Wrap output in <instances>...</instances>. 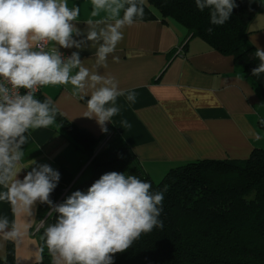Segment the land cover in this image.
I'll return each instance as SVG.
<instances>
[{
	"label": "clouds",
	"instance_id": "obj_1",
	"mask_svg": "<svg viewBox=\"0 0 264 264\" xmlns=\"http://www.w3.org/2000/svg\"><path fill=\"white\" fill-rule=\"evenodd\" d=\"M144 2L90 0L85 35L76 26L81 8L70 7L68 0H0V203L9 204L14 216H33L37 202L49 206L50 217L56 214L54 222H40L44 229L40 252L47 249L51 264H114L115 254L162 227L163 193L152 192V185L135 175L107 172L86 193L77 190L54 204L50 196L60 173L48 164L23 163V146L31 131L52 126L58 114L50 97H36L38 88L71 85L74 95L87 97L83 116L94 118L104 132L106 122L121 113L118 98L124 97L129 106L137 102L134 90L120 88L115 76L98 69H107L109 56L119 62L114 53L125 29L143 19ZM195 4L201 12L208 10L210 24L216 26L224 25L237 7L235 0H195ZM261 30L264 15L257 14L247 31ZM57 46L91 47L94 63L86 66L79 51L65 57ZM255 57L259 64L252 76L259 77L264 74V50L257 47ZM120 126L132 127L127 119H121ZM29 165L35 166L19 179ZM27 227L0 215L3 241L18 244Z\"/></svg>",
	"mask_w": 264,
	"mask_h": 264
},
{
	"label": "crops",
	"instance_id": "obj_2",
	"mask_svg": "<svg viewBox=\"0 0 264 264\" xmlns=\"http://www.w3.org/2000/svg\"><path fill=\"white\" fill-rule=\"evenodd\" d=\"M68 3L70 7L81 8L76 26L86 35L90 0H68ZM143 7V19L125 29L124 40L114 53L119 62H113L109 56L107 69H98L100 74L106 71L115 76L120 88L137 93V102L131 106L124 97L118 98L121 113L106 122L107 132L101 130L94 118L83 116L87 97L80 99L74 95L71 85L45 86L37 97L41 100L50 97L59 115L52 126L31 131L23 146V163L36 161L57 170L58 183L65 186V191L89 171V161L73 145L70 134L61 125L64 120L102 140L118 134L135 153L143 172L155 182L170 169L189 162L242 159L254 148H264V96L243 64L212 48L202 38L189 36L177 21L163 20L148 0ZM257 14L264 15V0H260L249 24L255 23ZM247 38L255 49L264 50V30L247 31ZM59 51L70 55L79 51L86 66L94 63L95 49L91 47L59 48ZM121 119H127L132 127L120 126ZM34 166L21 170L18 178L22 180ZM38 206L39 202L31 217L14 216L9 204L0 203V215L28 225L18 244L0 239V259H5L9 243L13 246L15 264H32L41 258L43 241L36 232ZM44 262L51 264L50 257L44 258Z\"/></svg>",
	"mask_w": 264,
	"mask_h": 264
},
{
	"label": "trees",
	"instance_id": "obj_3",
	"mask_svg": "<svg viewBox=\"0 0 264 264\" xmlns=\"http://www.w3.org/2000/svg\"><path fill=\"white\" fill-rule=\"evenodd\" d=\"M148 1L163 20L177 21L189 36L202 38L243 64L264 96V74L252 76L259 60L247 38L248 24L257 13L260 0H235L237 7L222 26L211 25L208 10L199 11L195 0ZM209 27L213 28L211 34L207 32ZM61 125L89 161V175L72 184L57 204L77 190L86 193L96 180L111 171L135 175L149 182L152 192L164 195L159 217L162 227L142 234L126 251L115 254L114 264H264V148H254L242 159L189 162L170 169L155 182L143 172L135 153L118 134L113 133L95 151L101 137L66 120ZM64 187L58 183L51 193L54 204ZM50 210L47 204L39 203L38 221L54 222L56 214L50 217ZM43 230L40 226L36 232L42 236ZM41 256L42 260L32 264H46V248ZM0 264H15L11 243Z\"/></svg>",
	"mask_w": 264,
	"mask_h": 264
},
{
	"label": "rangeland",
	"instance_id": "obj_4",
	"mask_svg": "<svg viewBox=\"0 0 264 264\" xmlns=\"http://www.w3.org/2000/svg\"><path fill=\"white\" fill-rule=\"evenodd\" d=\"M105 139H106V138H105ZM105 139L101 141L100 145L97 147V151L99 150V148H101V147L105 144V141H106ZM117 143H118V142H117ZM95 151H96V150H95ZM88 175H89V171H85L84 174L82 175L81 180L84 179V178H86V177H88ZM65 192H66V191H63V192L60 194V196H59V198L57 199V201L55 202V204H57V203H58V202L64 197ZM50 211H51V210H50ZM50 211H49V212H50ZM49 212H48V214H49ZM48 214H47V215H48ZM40 222H41V221H39V223L37 224L38 228L41 226V225H40Z\"/></svg>",
	"mask_w": 264,
	"mask_h": 264
},
{
	"label": "built area",
	"instance_id": "obj_5",
	"mask_svg": "<svg viewBox=\"0 0 264 264\" xmlns=\"http://www.w3.org/2000/svg\"><path fill=\"white\" fill-rule=\"evenodd\" d=\"M179 50H180V49H179ZM63 55H64L65 57L70 56V54H63ZM21 92H22V94H23L24 90H21ZM40 92H41V88H38L37 91H36V97L39 96ZM37 229H38V226H37ZM37 229H36V230H37Z\"/></svg>",
	"mask_w": 264,
	"mask_h": 264
},
{
	"label": "water",
	"instance_id": "obj_6",
	"mask_svg": "<svg viewBox=\"0 0 264 264\" xmlns=\"http://www.w3.org/2000/svg\"><path fill=\"white\" fill-rule=\"evenodd\" d=\"M97 151V150H96ZM96 153V152H95Z\"/></svg>",
	"mask_w": 264,
	"mask_h": 264
}]
</instances>
